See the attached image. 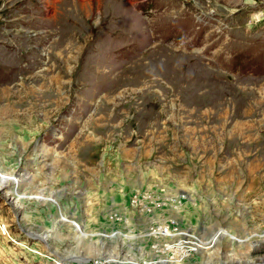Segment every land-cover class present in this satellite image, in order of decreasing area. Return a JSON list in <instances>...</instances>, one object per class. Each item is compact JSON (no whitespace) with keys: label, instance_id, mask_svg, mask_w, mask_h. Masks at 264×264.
Wrapping results in <instances>:
<instances>
[{"label":"rangeland","instance_id":"obj_1","mask_svg":"<svg viewBox=\"0 0 264 264\" xmlns=\"http://www.w3.org/2000/svg\"><path fill=\"white\" fill-rule=\"evenodd\" d=\"M43 233L264 264V0H0V264H78Z\"/></svg>","mask_w":264,"mask_h":264},{"label":"bare ground","instance_id":"obj_2","mask_svg":"<svg viewBox=\"0 0 264 264\" xmlns=\"http://www.w3.org/2000/svg\"><path fill=\"white\" fill-rule=\"evenodd\" d=\"M31 236L36 237L40 241V243L43 242L46 244L48 250L54 255L53 260L61 262L62 260L64 261V259H67V260H71L73 263L83 264L82 263L83 261H81L79 258L72 259V258L66 257L59 249L55 247L54 245L55 243L50 240V237H48L44 233L37 234V235H31Z\"/></svg>","mask_w":264,"mask_h":264}]
</instances>
